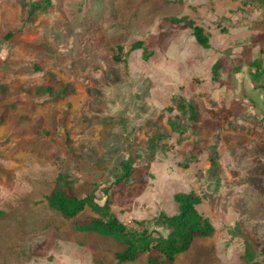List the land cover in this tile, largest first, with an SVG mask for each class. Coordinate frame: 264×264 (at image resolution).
I'll return each instance as SVG.
<instances>
[{
  "label": "rangeland",
  "instance_id": "374dc122",
  "mask_svg": "<svg viewBox=\"0 0 264 264\" xmlns=\"http://www.w3.org/2000/svg\"><path fill=\"white\" fill-rule=\"evenodd\" d=\"M34 1L0 0V264H117L122 242L76 230L96 212L66 219L49 207L62 172L78 195L103 205L107 194L117 220L138 231L176 214V194L199 197L214 233L174 264H246V244L260 261L264 76L255 81L251 64L264 67V0H51L27 22ZM182 17L203 29L208 49L168 21ZM136 42L152 56L131 51ZM59 83L73 92L55 101L33 92ZM179 98L194 103V123ZM127 160L131 181L116 185Z\"/></svg>",
  "mask_w": 264,
  "mask_h": 264
},
{
  "label": "trees",
  "instance_id": "16d2710c",
  "mask_svg": "<svg viewBox=\"0 0 264 264\" xmlns=\"http://www.w3.org/2000/svg\"><path fill=\"white\" fill-rule=\"evenodd\" d=\"M51 0H37L26 5L27 22H33L36 11L46 10L51 6ZM168 21L174 24H185L191 30L192 36L197 44L203 49L210 47L209 37L203 29L196 26L186 17L169 18ZM13 33H8L4 39L10 40ZM131 51L141 50L144 59L152 56L143 44L136 42L130 48ZM113 57L115 62H121L118 54L122 53V48L117 47ZM251 67L254 69L252 78L259 82L261 76H264V67L260 59L255 60ZM221 62L216 61L212 67L213 80L217 81L220 76ZM52 77V75H50ZM37 95H48L52 100H59L73 92L69 84L59 83L56 88L51 85L37 86L33 89ZM0 91L4 92L5 87L0 86ZM29 92V90H27ZM264 91V89H262ZM177 107L181 112L188 115V121L194 123L198 114L192 101H186L183 98L177 100ZM3 115L0 117V124ZM173 130H179L176 122H171ZM218 158L216 153L211 159V171L215 176L218 170ZM134 172L133 161L127 160L119 165L115 175V184L129 183ZM107 198L103 205H99L93 195H78L72 180L66 173H59L56 179V185L47 197V203L50 208L59 212L64 218L72 219L82 213L86 207L91 208L99 215V218H87L76 224V230L80 232H93L104 237H109L122 242L126 248L115 255L117 264L133 262L146 253L147 264H174L177 256L186 253L197 238H207L213 235L214 228L209 219L203 217L197 210L201 199L194 193H178L174 196L177 204V213L173 216H167L163 213L159 215L155 224L151 228L138 231L129 229L125 224L117 220L110 209V199ZM260 261H255V251L250 244H246V250L243 256L246 264H264V247L260 250Z\"/></svg>",
  "mask_w": 264,
  "mask_h": 264
}]
</instances>
